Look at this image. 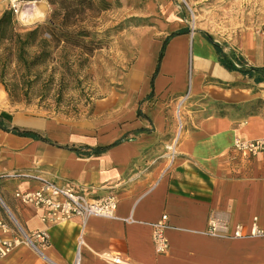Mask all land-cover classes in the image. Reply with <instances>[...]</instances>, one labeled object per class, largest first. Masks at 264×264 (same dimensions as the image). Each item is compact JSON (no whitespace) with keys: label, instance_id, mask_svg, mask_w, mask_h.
Segmentation results:
<instances>
[{"label":"crops","instance_id":"crops-1","mask_svg":"<svg viewBox=\"0 0 264 264\" xmlns=\"http://www.w3.org/2000/svg\"><path fill=\"white\" fill-rule=\"evenodd\" d=\"M151 3L154 22L126 40L122 87L96 102L89 117L66 120L0 103V219L12 216L29 233L45 229L41 211L15 192L36 190L42 180L70 184L91 198L118 200L115 218L88 221L81 264H113L104 252L128 264H264V234L249 235L254 218L264 231V152L234 148L237 140L264 138V82L224 68L206 32L192 31L179 6ZM6 10L0 0V17ZM38 11L45 20L47 6ZM238 49L247 68H264V36L246 33ZM14 127L43 139L17 135ZM164 214L169 250L158 254L153 224ZM211 216L227 222V234L207 232ZM79 232L78 220L63 222L49 230L41 253L20 242L0 264H72Z\"/></svg>","mask_w":264,"mask_h":264},{"label":"rangeland","instance_id":"rangeland-1","mask_svg":"<svg viewBox=\"0 0 264 264\" xmlns=\"http://www.w3.org/2000/svg\"><path fill=\"white\" fill-rule=\"evenodd\" d=\"M151 1L92 0V8L79 23L85 37L77 39L75 45L61 41L55 47L46 31L43 38L51 45L47 50L50 55L31 68L27 63L42 51L40 39L27 49L25 63L17 59L11 42L4 43L0 47V103L66 120L89 117L96 102L113 88L122 87L127 70L126 40L136 36L137 28L154 22L147 11ZM170 1L179 6L181 18L192 31L208 33L231 55L243 58L238 47L246 33L264 36V0H191L188 5L183 0ZM41 4L47 6L48 15L38 24L46 26L58 6L49 0ZM16 24L22 33L38 25ZM8 222L16 226L12 216Z\"/></svg>","mask_w":264,"mask_h":264},{"label":"built area","instance_id":"built-area-1","mask_svg":"<svg viewBox=\"0 0 264 264\" xmlns=\"http://www.w3.org/2000/svg\"><path fill=\"white\" fill-rule=\"evenodd\" d=\"M188 1L183 0L188 5ZM9 10L12 12L15 20L23 24H33L44 19L43 14L38 11V7L43 0H7ZM33 20V21H31ZM31 21V23H30ZM179 103L177 108V118L179 129L182 128L181 112ZM175 141L168 147V156L175 155ZM234 148L250 156H257L264 152V138L259 140L243 141L237 140ZM24 206L33 207L41 211L40 221L45 229L25 232L16 222L14 229L11 224L0 219V257L6 256L12 248L20 242H27L38 252L47 247L50 243L49 230L66 221L78 220L80 232L77 239L75 258L72 264H81L82 250L86 246L85 235L87 223L91 218H115L118 200L115 195L109 194L100 199H94L89 196L86 190L79 189L70 184L59 185L54 182L42 180L41 185L36 190L16 191L14 194ZM169 217L167 214L153 224V242L155 251L158 254H166L169 250V240L166 231L169 228ZM242 225L235 227L233 237L243 236ZM207 232L212 236H221L227 234L228 224L216 216H211ZM11 236H8L10 235ZM264 231L258 225V219L254 218L249 228L250 236L263 235ZM113 264H128L119 255H112L109 252L101 254Z\"/></svg>","mask_w":264,"mask_h":264},{"label":"trees","instance_id":"trees-1","mask_svg":"<svg viewBox=\"0 0 264 264\" xmlns=\"http://www.w3.org/2000/svg\"><path fill=\"white\" fill-rule=\"evenodd\" d=\"M52 5L58 6L53 16L54 19L44 26L42 24L36 25L33 29L28 30L24 33L20 32L16 26V20L10 10H6L0 17V47L6 43L11 42L14 47L13 49L17 52V59L25 63V55L27 49L35 46L38 39L41 40L42 51L34 57L31 63L28 64V68L33 65H40L44 63L45 58L49 57L48 48H51L50 43L44 40V34L48 31L51 34L52 39L55 42V47L59 46L61 41L66 44L75 45L77 39L85 37V34L80 28L79 23L83 21V17L86 14L87 9L92 8V0H49ZM106 4V2L104 1ZM61 15L62 18H61ZM188 32V29L180 30L176 34H183ZM204 37L214 45L216 51L220 57L221 65L230 72H238L249 78L255 77L256 83L264 82V68H247L243 58L226 54L223 51V47L215 42V40L207 33H204ZM167 40L164 41L163 48L159 57V62L162 58L163 51L165 49ZM11 132L32 137L35 139H43L40 134L30 130H21L17 127L11 129ZM105 148H96L94 153H100Z\"/></svg>","mask_w":264,"mask_h":264}]
</instances>
